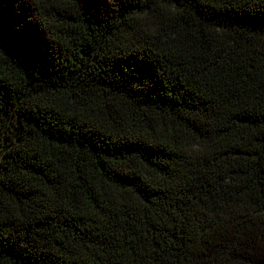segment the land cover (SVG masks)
Instances as JSON below:
<instances>
[{
    "label": "trees",
    "instance_id": "1",
    "mask_svg": "<svg viewBox=\"0 0 264 264\" xmlns=\"http://www.w3.org/2000/svg\"><path fill=\"white\" fill-rule=\"evenodd\" d=\"M0 264H264V0H0Z\"/></svg>",
    "mask_w": 264,
    "mask_h": 264
}]
</instances>
